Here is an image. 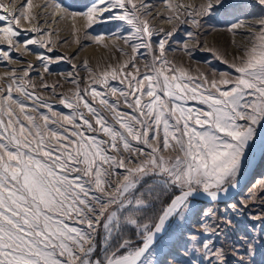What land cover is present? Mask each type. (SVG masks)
I'll use <instances>...</instances> for the list:
<instances>
[{
    "label": "snow or ice",
    "instance_id": "obj_1",
    "mask_svg": "<svg viewBox=\"0 0 264 264\" xmlns=\"http://www.w3.org/2000/svg\"><path fill=\"white\" fill-rule=\"evenodd\" d=\"M224 2L206 0L202 14ZM49 6L84 18L89 29L123 22L131 29L127 36L107 35L132 52L85 87L73 79L74 92L59 98L67 111L35 92L31 63L0 77L7 80L0 87V264H229L228 252L212 239L221 223L232 224L227 211L218 217L195 203L199 195L227 196L249 157L264 160V28L230 65L235 75L193 77L166 56L173 32L152 47L159 33L139 14L149 7L143 0H92L80 11ZM32 7L33 0L16 11L0 3V61L11 63L21 45L52 51V41L40 35L20 40L25 31L42 32L21 28L22 20L32 22ZM91 38L100 43L105 34ZM141 49L143 69L136 63L137 54L145 55ZM37 59L45 72L54 62L44 53ZM42 87L55 93L57 86ZM169 150L175 155H165ZM117 169L122 179H115ZM246 207L240 202L228 210L242 214ZM249 219L264 233V214ZM176 230L180 238L169 247ZM256 239L244 240L242 254L230 250L238 264H254Z\"/></svg>",
    "mask_w": 264,
    "mask_h": 264
},
{
    "label": "rangeland",
    "instance_id": "obj_2",
    "mask_svg": "<svg viewBox=\"0 0 264 264\" xmlns=\"http://www.w3.org/2000/svg\"><path fill=\"white\" fill-rule=\"evenodd\" d=\"M91 2L92 0H33L32 22L22 20L21 28L25 30L40 28L42 32L37 34L25 31L20 40L40 35L45 41L49 39L52 41L50 45L52 51L48 52L46 48L34 45L29 46L31 49L29 51L21 45L16 52L12 53L11 63L0 61V77L10 73L12 69L27 68L31 63L34 65V70L30 73V79L35 85V92L53 103L56 110L67 111L59 104V98L60 94L71 95L74 92L77 85L71 82L73 79L79 81L80 87H85L93 75L128 61L132 52L130 45L125 44L122 39H117L115 35H107L117 32L119 35L127 36L131 29L123 22L97 24L89 29L86 28V21L82 17L73 18L65 15L63 8L44 7L46 4H62L68 7L69 11H80ZM135 2L139 5L142 0H135ZM0 3L8 10L16 11L25 3V0H0ZM143 3L149 7L142 9L139 13L141 18L148 20L154 32L159 33L153 35L152 47L155 49L160 39L164 38L169 31L173 32L166 43V56L175 66L185 69L193 77L209 75L212 78L224 72L235 75L230 65L238 62L244 50L255 41L264 28L261 24L264 20V6H259L257 0H225L224 5L214 8L210 14H202L201 6L206 3V0H170L171 6L165 0H143ZM42 10H48L49 14L38 15L37 12L40 13ZM169 16L173 18L169 20ZM194 18L200 21L199 27L192 24L191 21ZM237 23L240 27L232 29L231 25ZM43 33H51V35L45 36ZM98 34H105L104 41L97 43L91 38ZM184 45H187V48ZM120 49H123V52ZM140 52L145 55L137 54L136 63L143 69L146 63V50L141 49ZM37 53H44L54 58L48 72L44 71L43 65L37 59ZM89 69L92 71L90 72ZM22 74V71L17 72V75ZM6 83V79H0V87L6 86ZM44 83L49 86L56 85V92L53 93L49 88L42 87ZM165 155L174 156L175 153L169 150L165 152ZM246 164L247 162L242 165V172ZM116 172L115 179H122L123 170L117 169ZM146 179L151 182V178ZM240 202L247 205L242 214L228 210V205ZM195 208L215 211L218 217H223L227 211L232 224L226 226L221 223L217 234L212 239L216 247L228 252L229 264H238L237 257L230 250L236 247L242 254L244 240L249 237L257 238V255L254 264H264V240L259 239L264 233L261 232L259 221L249 219L251 216L264 214V160L252 181L233 201L224 204H204L197 199ZM200 220L211 223L210 219L202 215ZM253 224L256 225L255 228ZM192 226L198 227L196 224ZM179 238L180 231L176 230L168 241L169 247ZM102 242L103 229L101 228L97 235L98 253H102Z\"/></svg>",
    "mask_w": 264,
    "mask_h": 264
},
{
    "label": "water",
    "instance_id": "obj_3",
    "mask_svg": "<svg viewBox=\"0 0 264 264\" xmlns=\"http://www.w3.org/2000/svg\"><path fill=\"white\" fill-rule=\"evenodd\" d=\"M263 160L259 155L255 157H249L244 171L238 179L237 187L231 188L227 196L221 195V198L213 201L205 195H199L196 199L201 200L204 204L219 203L224 204L233 201V199L240 195L248 184L252 181L253 176L257 169L262 165Z\"/></svg>",
    "mask_w": 264,
    "mask_h": 264
},
{
    "label": "bare ground",
    "instance_id": "obj_4",
    "mask_svg": "<svg viewBox=\"0 0 264 264\" xmlns=\"http://www.w3.org/2000/svg\"><path fill=\"white\" fill-rule=\"evenodd\" d=\"M47 2V1H46ZM38 15H45L47 16L49 14L48 10H42V12H37ZM248 25V24H247Z\"/></svg>",
    "mask_w": 264,
    "mask_h": 264
}]
</instances>
